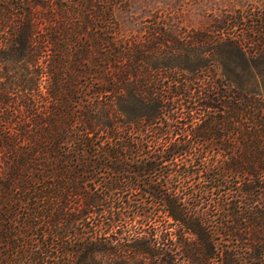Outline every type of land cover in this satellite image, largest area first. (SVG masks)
Returning <instances> with one entry per match:
<instances>
[{
  "label": "trees",
  "instance_id": "obj_1",
  "mask_svg": "<svg viewBox=\"0 0 264 264\" xmlns=\"http://www.w3.org/2000/svg\"><path fill=\"white\" fill-rule=\"evenodd\" d=\"M128 1L0 0V264H264V8L124 34Z\"/></svg>",
  "mask_w": 264,
  "mask_h": 264
},
{
  "label": "rangeland",
  "instance_id": "obj_2",
  "mask_svg": "<svg viewBox=\"0 0 264 264\" xmlns=\"http://www.w3.org/2000/svg\"><path fill=\"white\" fill-rule=\"evenodd\" d=\"M263 8L264 0H129L128 7L118 10L116 17L120 31L124 34L134 32L136 27H143L154 18L170 22L179 33L209 30L222 31L224 34L231 25L236 24L238 19L235 14L255 13ZM203 55L207 59L208 51H204ZM193 60L191 54L184 57L182 63H191ZM211 63L215 64L216 73L233 74L217 62ZM169 71L168 67H162L160 74L170 75ZM254 71L253 75L264 87V61L257 62ZM239 75L248 74L241 72Z\"/></svg>",
  "mask_w": 264,
  "mask_h": 264
}]
</instances>
